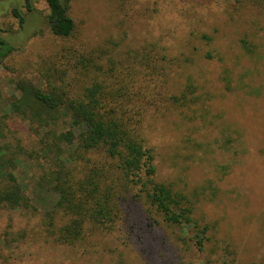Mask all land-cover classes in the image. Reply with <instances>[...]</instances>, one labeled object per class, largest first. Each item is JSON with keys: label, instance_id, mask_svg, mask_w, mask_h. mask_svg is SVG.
Here are the masks:
<instances>
[{"label": "rangeland", "instance_id": "rangeland-1", "mask_svg": "<svg viewBox=\"0 0 264 264\" xmlns=\"http://www.w3.org/2000/svg\"><path fill=\"white\" fill-rule=\"evenodd\" d=\"M31 3L27 11L24 0H0V38L15 47L0 61V140L29 152L45 133L8 110L20 78L46 88L49 68L65 72L74 91L99 74L125 78L144 106L156 178L185 193L208 229L199 249L193 228H170L155 214L136 236L86 244L87 236L72 247L29 211L2 209L0 264H264V0H71L68 38L52 34L44 0ZM161 63L163 71L149 66ZM188 84L195 102L179 97ZM62 114L57 131L66 129ZM41 164H20L18 180L33 187ZM130 212L143 223L139 206ZM182 229L190 236L175 234Z\"/></svg>", "mask_w": 264, "mask_h": 264}, {"label": "trees", "instance_id": "trees-1", "mask_svg": "<svg viewBox=\"0 0 264 264\" xmlns=\"http://www.w3.org/2000/svg\"><path fill=\"white\" fill-rule=\"evenodd\" d=\"M24 1L26 10L32 11L31 0ZM44 1L52 34L70 37L75 30L69 12L71 0ZM12 13L23 26L25 18L20 10L14 7ZM14 50L13 44L0 38V61ZM154 64L149 66L155 72L165 70L164 63ZM83 66L91 71L89 64ZM64 74L46 69L42 75L46 88L28 78L15 84L19 96L8 110L37 121L45 133L38 150L29 152L21 146L13 150L0 140V211L27 210L39 217L48 236L72 247L85 242L87 236L86 244L93 236L105 233L136 236L139 230L146 232L156 214L170 228H193L192 236L200 249L208 227L193 218L185 193L156 178L153 149L147 146L140 127L144 106L134 104L129 81L99 74L74 91ZM192 89L188 84L187 91L179 95L185 103L195 102ZM62 112L66 129L57 131ZM35 161L42 163V171L29 189L18 180L15 170L20 164ZM135 206L141 209L143 223L131 219L130 210ZM175 234L190 236L185 229Z\"/></svg>", "mask_w": 264, "mask_h": 264}]
</instances>
